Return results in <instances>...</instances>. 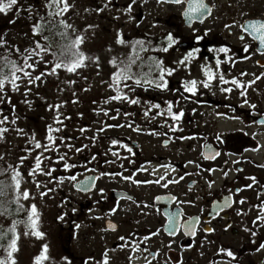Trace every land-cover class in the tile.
I'll return each instance as SVG.
<instances>
[{"label":"flooded vegetation","instance_id":"flooded-vegetation-1","mask_svg":"<svg viewBox=\"0 0 264 264\" xmlns=\"http://www.w3.org/2000/svg\"><path fill=\"white\" fill-rule=\"evenodd\" d=\"M154 2L157 6L154 17L156 37L152 41L140 39L134 47L150 42L155 70L159 73L157 64L162 61L164 68L174 71L167 76L166 88L152 87V93H144V99L138 96L142 103H122L123 122L119 128L123 134L93 136L101 144L105 142L104 150L100 146L93 154L90 145L74 144V149H80L75 153L83 152L86 157L75 161L77 199L72 204L73 222L68 227L63 226L62 234H70L72 229L74 233L79 232L82 227H71L72 223L95 213L94 218L102 222L100 230L106 238L115 239L112 235L121 234L117 242L113 241L106 249L107 252L120 249L121 264H261L264 220L257 217L264 215L260 207L264 205V178L256 177L250 171L264 167V162L253 156L264 150L261 140L264 137V123H261L264 121V47L244 28L252 20L264 21V0H204L210 14L202 21L195 20L191 26L183 17L187 0L182 4L169 0ZM169 34L176 40L171 47L167 40ZM166 47L168 50L164 51ZM221 47H227L229 51H214ZM193 49H199L193 59L172 64L174 58L184 57ZM217 59L221 61L219 66ZM204 66L213 70L215 79L207 81ZM182 75L186 81H189L187 78L201 81L197 82L195 93L181 87L184 83L177 77ZM220 75L229 83H222ZM233 79L239 80L243 87L232 84ZM205 81L209 87L203 86ZM224 88L232 91L224 92ZM241 91L245 95L241 96ZM163 95L165 100H160ZM146 99L150 101L143 102ZM169 104L173 113H182L179 120L168 114ZM199 108L200 111L205 108L217 111L212 126L215 136L201 130L203 122L199 116H191L190 111ZM138 109H144L147 115L133 119L132 122L141 124L130 130L126 111ZM105 112L110 119L111 109ZM231 112L237 115L234 119L228 115ZM163 113L164 119H159ZM230 118L233 128L224 130L226 136L222 139L223 132L217 131L215 125ZM193 120L202 124L195 131L189 127ZM99 129L100 133L107 130L106 126ZM196 131H202L198 146L195 144ZM57 132L56 139L66 138ZM113 140L117 143L113 144ZM211 153L214 159L209 158ZM232 170L236 171V176L229 178L228 173ZM238 172L245 174L241 176ZM125 176H131L132 180L123 179ZM162 176L164 179L155 183ZM253 177L255 181L251 179ZM85 179L90 181V186L93 184L91 191L76 187ZM173 180L178 182L172 183ZM134 181L148 182L137 184ZM223 197L229 198L212 211V205ZM117 215L120 222L115 219ZM170 216L172 230L168 226ZM18 220L22 222L21 217ZM13 222L15 219L11 218ZM189 224H194L195 234L186 230L185 225ZM113 227L115 229H111ZM82 239H86V245L90 247L88 237ZM221 249L230 250L233 256ZM95 256L81 258L79 264H90L89 260Z\"/></svg>","mask_w":264,"mask_h":264},{"label":"rangeland","instance_id":"rangeland-1","mask_svg":"<svg viewBox=\"0 0 264 264\" xmlns=\"http://www.w3.org/2000/svg\"><path fill=\"white\" fill-rule=\"evenodd\" d=\"M130 2L131 5H129ZM68 3L71 7L62 16L48 14L49 11L54 10L46 7L47 0H18L17 5L7 13H0V31L2 32L0 49L18 48L19 52L30 56L28 63L35 65L34 68L25 69L31 74L32 83L28 82L29 77L19 73L17 75L21 79L17 81V90H13L11 84L6 81L3 91H0V118L3 115L8 116L7 120L0 125V129H6L0 133V173H7L3 180H0V226L5 230L2 229L3 233L7 234L0 240V245H3L0 247V259L7 257V245L13 237V234L8 231L12 227L8 221L10 216L5 215L19 212L21 218L24 217L23 222L15 225L18 234V250L13 253V258L16 264H79L81 262L79 259H86L92 255L96 256L89 260L90 264L104 263L105 257L107 263L121 264L123 258L120 249L109 252L106 250L113 241L117 242L121 234L112 235L115 239L106 238L100 230L103 226L102 222L94 218L95 213L72 223L71 227H82L79 232L74 233L72 229L70 234H62L63 226L68 227L72 221V204L77 199L74 191L75 181L69 179L70 176H76L73 170L75 167L66 170L63 164L67 162L75 165V161L78 162L80 158L86 157L83 152L75 153V143L82 144L81 146L90 145V153H93L99 149L98 147L102 148L105 145V142L101 144L93 136L123 134V130L119 128L123 122L120 108H123L122 103L129 102L123 99H110L117 95L115 87L109 86L113 84L114 72L121 68L129 70L133 78L121 81L120 94L138 99L139 103H142L141 97L145 98L144 93L151 94L150 89L155 88V83L159 82V73L155 70L150 42V45L145 43L141 47H134L135 42L140 39L152 41L156 37L157 23L154 17L157 6L154 0L135 2L133 0H68ZM32 6L35 9L34 13L39 14L38 19L44 21V23L39 20L35 22L41 25L39 33L33 32L35 23H31L28 15L23 18L24 13L33 10ZM61 20L71 25L66 29L65 33L68 36L66 39L74 40L76 36H83V43L79 48L87 59L84 66L79 67L75 72H68L61 67L52 73L53 64L56 62L53 52L41 53L40 56H36L33 52L34 38L40 37L42 29L48 28L46 24ZM118 38H122L124 43H118ZM46 45L48 44L45 42L43 46L46 47ZM182 59L183 56L174 58L172 64L177 65ZM41 73L44 75L41 76ZM36 76H41L40 80H36ZM167 76L169 75L166 73L165 80ZM136 79H139L141 83L136 84ZM177 79L182 80L184 84L181 87L184 88L187 82L183 80L184 75ZM145 80L152 83H144ZM187 80L194 79L187 78ZM197 82L201 81L197 79ZM125 84L128 87H125ZM138 96L141 97L137 98ZM160 100H165L164 95L160 97ZM149 101L150 99L143 100V102ZM50 105L60 107L50 108ZM110 109L111 118L109 119L105 111ZM200 110L202 109L199 108L192 113L190 111L191 116H199L200 122H203L201 130L208 132L210 136H215L216 134L212 131L213 120H216L215 117L218 116L217 111L210 108ZM126 112L129 113L128 128L134 130L141 123L132 122V120L141 119L147 111L138 109ZM215 113L217 115H214ZM228 115H231L233 119L237 116L233 112ZM164 117L163 113L159 119ZM103 120L107 121L103 122ZM231 121L233 120L230 118L215 125L217 131L223 132L222 139L226 136L224 130L233 128ZM106 122L107 124H104ZM191 122L189 127L194 131L199 124L202 126L199 121ZM109 125L112 127L111 130ZM49 126L53 129L58 128L63 136L66 135V138L62 137L63 141L55 138L54 145L50 144L46 139ZM100 126H106L107 130L100 133ZM82 128L85 132H81ZM202 131H196V146L201 142ZM56 133L58 135L57 131L51 134L55 137ZM129 134L134 133L129 132ZM261 140L264 143V137ZM36 141L42 146L47 145L50 150L45 151L43 147L36 148ZM37 156L41 158V168L44 171H35L34 174H30L35 169ZM60 156H63L64 160L61 161ZM253 156L256 160L264 162V150L254 153ZM249 169L250 167L246 169V172ZM14 170L21 173L18 177L19 190L16 189L15 181L12 179ZM49 171H51L50 176L44 174ZM235 172L232 170L228 173V177L234 178ZM250 172L256 177L264 178V167L254 168ZM238 173L241 176L245 174ZM25 190L28 191L29 198L24 199L22 195H19V203H17L18 194ZM33 204L36 205L39 215L35 230L42 232L44 234L42 237L33 235L34 230L28 222V215ZM60 217L63 218L60 219ZM115 219L120 222L118 215ZM120 231L123 233V230ZM85 236L88 237V242L90 241V247L86 245V239H82ZM42 252L46 258L37 261L36 257L41 256ZM261 256L263 258L261 264H264V253Z\"/></svg>","mask_w":264,"mask_h":264},{"label":"snow or ice","instance_id":"snow-or-ice-1","mask_svg":"<svg viewBox=\"0 0 264 264\" xmlns=\"http://www.w3.org/2000/svg\"><path fill=\"white\" fill-rule=\"evenodd\" d=\"M134 2V0H133ZM169 2L171 3H175V4H182L185 3V0H169ZM18 0H7V2H4V0H0V13H7L9 10H11L13 8V6L17 5ZM46 7L49 8L50 10H54V11H49V15L50 16H62L64 13H66L69 8L71 7V5L68 3V0H47V4ZM130 10V8H129ZM206 13L210 14V9L208 7V5L204 2V0H187V8L185 9L184 15L189 19L192 20L193 18L199 19L201 17H203ZM61 25L64 26V28H70L71 25L66 24L63 20L60 21ZM225 27H231V25H226ZM41 30V25L39 23L34 24L33 25V32L34 33H39ZM244 31L247 32L249 35H251L253 37V39L255 40H259L261 47H264V21L262 20H252L248 23L247 28H244ZM61 36L64 38H67V34L66 33H61ZM45 40H47V37H44ZM197 39H199V37H197ZM241 40L244 39L243 36L240 37ZM167 40H168V46L171 47L173 44L176 43V40L174 39V37L169 34L167 36ZM118 43L123 44L124 41L122 38H118ZM83 43V36H76L74 40L69 41L68 44L62 46L61 51H60V55L57 56L55 53H53V55L55 56L56 60L58 62H55L53 64L52 67V73L55 72L56 69L58 68H65L68 72H75L79 67L84 66V62L87 59V57L84 55V53L82 51H80L79 46ZM138 43H142V42H138ZM38 49V51H37ZM164 51H167L168 48H164ZM19 51V50H17ZM199 51V49H193L192 51L188 52L182 60H180L178 63L183 64L185 61H190L191 59H193L195 57V54ZM214 51H218L220 53H227L229 51V49L227 47H221L217 50ZM33 52L36 56H40L41 53H46V52H51V48H47L44 47L40 44L39 41L36 42L35 45V49H33ZM67 56L68 59H64L63 57ZM28 57H25V61L21 66H17V64L15 62H9L11 64V70L9 72L8 75H4L2 71H0V91H3L4 87H5V82H9L11 84V87L13 90H17L18 89V84L17 81L21 79L20 76L17 75V73H22L24 77H29L28 82L32 83V79H31V74L28 71H25V69H29V68H34L35 65L28 63ZM98 57L96 58L97 62H98ZM113 63H115L113 61ZM217 66H219V64L221 63V61L219 59H217L216 61ZM157 67L159 69V78L158 81L155 83V87L160 88V89H164L167 87V81L165 80V74L167 73V75H171L172 72L174 71V69L171 68H164L162 66V61L159 62L157 64ZM204 75L207 77V81H211L213 79H215V73L213 72V70L207 66H204ZM44 75V73H41V76ZM41 76H36L35 79L36 80H40ZM132 75L130 74L129 70L127 68H121L118 69L116 72H114L112 74V80H113V84L109 85L110 87H115L117 95L110 97V99L113 100H127L129 103L132 104H137L139 103L138 99H132L130 97H128L126 94L121 95L120 94V88L119 85L121 84L122 80H128V79H132ZM257 79H259V77H257ZM219 80L222 83H229V81L224 79L223 75L219 76ZM205 81L203 82V86L204 87H209L208 82ZM136 84H140L141 81L139 79L135 80ZM144 83H148L151 84L152 81H148L145 80ZM232 84L236 85L237 87H243V85L241 84V82L239 80L233 79L231 81ZM249 83H254V81H250ZM125 87H128L127 84L124 85ZM184 89L185 91L188 92H192L195 93L197 91V81L196 80H191V81H187L184 85ZM222 91L224 92H231L232 89L231 88H224L222 89ZM240 95L243 96L245 95V93L243 91L240 92ZM247 101H245L246 103ZM51 107H55V108H59V105H55V106H49ZM152 107H156L158 108L159 105H153ZM252 107L254 108L255 105H252ZM168 114L170 116H172V118L174 120H179L180 116L182 115V113H173L172 112V108H171V104H169L168 107ZM145 115H147V112L145 113ZM7 120V117H4L3 120H0V124L4 123V121ZM59 123V121H57ZM261 123H264V121H261ZM118 126V125H117ZM109 127H111V125H109ZM102 130V129H101ZM3 131H6V129H0V133H2ZM53 131H59V129H53L51 126L48 127V135L46 137L47 141L50 144L54 145V141H55V137L51 134ZM83 131V130H82ZM62 139V138H61ZM219 139V137H218ZM113 144H116L117 141L113 140L112 141ZM35 147L36 148H41L43 147L45 151H49L50 149L47 147V145H41L40 142L36 141L35 142ZM70 147V146H69ZM125 147H127L125 145ZM76 151H80V149H76ZM128 151L131 152L132 149L128 148ZM113 155H115V153H113ZM216 155H219V153L217 152ZM214 158V157H212ZM59 159L62 161L64 160L63 156H60ZM41 158L40 156H37L35 159V169L33 170V172H31L30 174H34L35 171H41L43 172L44 170L41 168ZM64 169H70L72 167H75V165L69 164L67 162H65L63 164ZM45 175H51V171L44 173ZM21 173H19L18 171L14 170V175L12 177V179L15 181V186L16 189L19 190L20 189V180L18 179V177H20ZM225 175H227V173H225ZM70 180H76V176H70L69 177ZM123 179L125 180H132L131 176H125L123 177ZM164 177H160L158 180L155 181V183L159 184L160 180H163ZM182 179V177H181ZM253 181H255V178H251ZM135 183L139 184V183H147L148 181H134ZM172 183H177L178 181H171ZM164 187H167V184L164 185ZM209 187H211V184H209ZM246 187H251V185H247ZM86 190V189H85ZM239 191V189H238ZM101 192H103V189H101ZM19 195H22L24 199H28L29 198V193L28 191H23L22 193H19L17 196V200L16 202L19 203ZM41 195H44V193H41ZM241 203H243V200L240 201ZM261 210L264 211V205H261ZM112 211H115V209H112ZM63 217H60V219H62ZM39 219V215H38V211L36 208V205L33 204L31 205V209L28 215V222L30 224V227L34 230L33 231V235L37 236V237H42L44 234L42 232H39L38 230H35L37 228V222ZM257 219L259 220H264V215L258 216ZM170 222H171V216H170ZM185 228L187 231L191 232L192 234H195V227L194 224H189V225H185ZM209 231L211 229H208ZM9 232H11L13 234L12 239L10 240V242L7 245V257L5 259H0V264H16L15 259L13 258V253L16 252L18 250L17 248V239H18V234L16 233V228H15V222H13V225L11 228H9L8 230ZM27 234V233H25ZM6 233H0V240L4 239L6 237ZM253 235H255V233H253ZM121 240H123L124 238L121 237ZM3 245H0V247H2ZM260 248H264V243H262L260 245ZM47 250V246L45 245L44 247V251L46 252ZM221 252H225L228 256H233V253L230 250H225V249H221ZM46 258L44 256V253H41V256L36 257L37 261H40L41 259ZM104 264H107V258L105 257V262Z\"/></svg>","mask_w":264,"mask_h":264},{"label":"trees","instance_id":"trees-1","mask_svg":"<svg viewBox=\"0 0 264 264\" xmlns=\"http://www.w3.org/2000/svg\"><path fill=\"white\" fill-rule=\"evenodd\" d=\"M32 9L33 10L31 12L24 13L23 18H26L27 17L26 15H28V17L31 20V23L34 24L37 20H39L38 19L39 14L37 12L34 13V10H35L34 6H32ZM39 21L44 23V21L41 19ZM44 25L45 24H43V26ZM46 25L48 26V28L42 29V33H41L40 37L34 38L35 39L34 45H36L37 41H39L42 46L46 42L48 44V45H46V47L51 48V52H53L57 56H59L62 46L68 44L69 41H71V40H68V39L61 36V33L66 32V28H64V26L61 25V23L58 21L57 22L56 21H50ZM1 33L2 32L0 31V35H1ZM44 37H47L48 39L45 40ZM17 50H18V48L16 49L15 47L10 48V49H8V47H4L3 49H0V71H2L4 75H8L10 70H11V64L9 62H15L17 64V66H21L25 61V57H28V58L30 57V56H27L28 54H25L24 52H19ZM63 58L68 59L67 56H65ZM55 61L58 62L56 59H55ZM17 74H19V72ZM2 93H4V92H2ZM0 116H1V114H0ZM4 117H5V115H3L0 118V120H3ZM6 117L8 118V116H6ZM6 175H7L6 172H1L0 173V180H3V177H5ZM11 215H12V217L11 216L9 217L8 215H5V216L9 217V220H11V218L18 219V213H13ZM2 229L4 230V228L2 226H0V233H3Z\"/></svg>","mask_w":264,"mask_h":264},{"label":"water","instance_id":"water-1","mask_svg":"<svg viewBox=\"0 0 264 264\" xmlns=\"http://www.w3.org/2000/svg\"><path fill=\"white\" fill-rule=\"evenodd\" d=\"M207 16H209L208 13L205 14L203 17L199 18V19L193 18L192 20H189L185 15H184L183 17H184V19H185V22L191 26V24H192L195 20H197V21H202V20L205 19V17H207ZM209 150H210V149H209ZM211 155H212V153H211V154H208L209 158L214 159L215 157H214V156H211ZM212 157H214V158H212ZM76 187H77L78 189H81L82 191H89V190L91 191V190L93 189V184L90 186V181H89L88 179H85V180L81 181L80 183H78V184L76 185ZM85 189H86V190H85ZM228 198H229V197H223L222 199L216 201L215 204L212 205V206H213L212 211H215L216 209H218V207H219L222 203L226 202ZM168 225H169V227L171 228L172 225H173V223H172V222H169ZM111 229H115V227H113V228H111Z\"/></svg>","mask_w":264,"mask_h":264}]
</instances>
